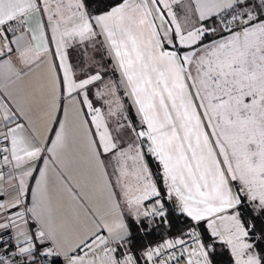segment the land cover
<instances>
[{
  "label": "snow or ice",
  "instance_id": "snow-or-ice-1",
  "mask_svg": "<svg viewBox=\"0 0 264 264\" xmlns=\"http://www.w3.org/2000/svg\"><path fill=\"white\" fill-rule=\"evenodd\" d=\"M0 264H264V0H0Z\"/></svg>",
  "mask_w": 264,
  "mask_h": 264
}]
</instances>
